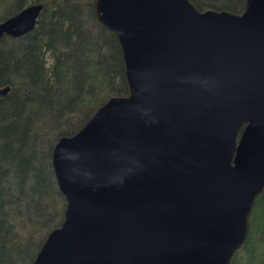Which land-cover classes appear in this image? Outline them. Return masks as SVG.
Listing matches in <instances>:
<instances>
[{
	"label": "water",
	"instance_id": "obj_1",
	"mask_svg": "<svg viewBox=\"0 0 264 264\" xmlns=\"http://www.w3.org/2000/svg\"><path fill=\"white\" fill-rule=\"evenodd\" d=\"M128 85L50 164L63 216L29 264H230L264 188V0H94ZM41 4L0 21L35 26ZM9 86L0 87V98Z\"/></svg>",
	"mask_w": 264,
	"mask_h": 264
},
{
	"label": "trees",
	"instance_id": "obj_2",
	"mask_svg": "<svg viewBox=\"0 0 264 264\" xmlns=\"http://www.w3.org/2000/svg\"><path fill=\"white\" fill-rule=\"evenodd\" d=\"M93 1L0 0V21L41 4L32 30L0 37V87L9 86L0 98V264H29L61 221L64 199L50 164L56 138L75 133L110 96L128 93L120 44L96 20ZM190 1L234 13L245 5ZM230 264H264V188Z\"/></svg>",
	"mask_w": 264,
	"mask_h": 264
},
{
	"label": "rangeland",
	"instance_id": "obj_3",
	"mask_svg": "<svg viewBox=\"0 0 264 264\" xmlns=\"http://www.w3.org/2000/svg\"><path fill=\"white\" fill-rule=\"evenodd\" d=\"M18 227H20V226H19V225H16V226H15V228H18ZM28 231H29V229L27 228V229H26V233H27ZM25 235H26V234H21L20 236L23 237V236H25Z\"/></svg>",
	"mask_w": 264,
	"mask_h": 264
}]
</instances>
